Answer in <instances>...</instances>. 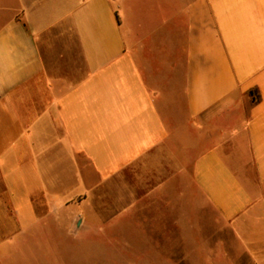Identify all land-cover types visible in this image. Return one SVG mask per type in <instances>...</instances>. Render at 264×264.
Listing matches in <instances>:
<instances>
[{
    "label": "crops",
    "instance_id": "obj_1",
    "mask_svg": "<svg viewBox=\"0 0 264 264\" xmlns=\"http://www.w3.org/2000/svg\"><path fill=\"white\" fill-rule=\"evenodd\" d=\"M0 264H264V0H0Z\"/></svg>",
    "mask_w": 264,
    "mask_h": 264
},
{
    "label": "rangeland",
    "instance_id": "obj_2",
    "mask_svg": "<svg viewBox=\"0 0 264 264\" xmlns=\"http://www.w3.org/2000/svg\"><path fill=\"white\" fill-rule=\"evenodd\" d=\"M193 207H194V206H193ZM194 215H195V214H194ZM193 219H194V220H197V217H195V216H194V218H193ZM132 235H135V238H136V236H137V233H135V234H133V233H132Z\"/></svg>",
    "mask_w": 264,
    "mask_h": 264
}]
</instances>
